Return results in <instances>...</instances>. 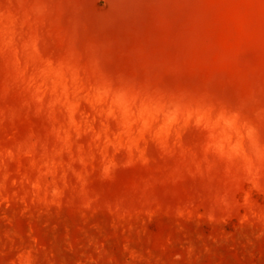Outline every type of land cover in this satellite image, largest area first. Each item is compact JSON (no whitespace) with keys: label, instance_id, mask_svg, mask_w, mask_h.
<instances>
[{"label":"rangeland","instance_id":"rangeland-1","mask_svg":"<svg viewBox=\"0 0 264 264\" xmlns=\"http://www.w3.org/2000/svg\"><path fill=\"white\" fill-rule=\"evenodd\" d=\"M0 264H264V0H0Z\"/></svg>","mask_w":264,"mask_h":264}]
</instances>
